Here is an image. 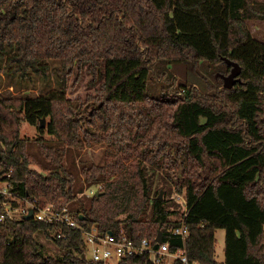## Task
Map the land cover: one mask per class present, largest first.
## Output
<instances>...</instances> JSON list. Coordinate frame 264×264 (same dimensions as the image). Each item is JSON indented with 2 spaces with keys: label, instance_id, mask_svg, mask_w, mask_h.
I'll list each match as a JSON object with an SVG mask.
<instances>
[{
  "label": "trees",
  "instance_id": "16d2710c",
  "mask_svg": "<svg viewBox=\"0 0 264 264\" xmlns=\"http://www.w3.org/2000/svg\"><path fill=\"white\" fill-rule=\"evenodd\" d=\"M251 20L264 21V0H0L7 70L45 78L48 61H57L60 82L36 96L0 94V175L9 174L15 196L67 206L80 227L9 218L3 202H17L0 194V264H96L82 236L92 227L135 240L160 229L165 239L182 206L160 197L157 171L167 191L186 199L190 261L264 264V41L251 34ZM223 57L241 69L231 88L216 84L231 68ZM74 68L98 82L94 93L66 97ZM22 122L51 139L20 137ZM96 143L103 162L76 161ZM95 184L99 191L77 197ZM217 229L225 231L223 261ZM37 232L61 254L46 255ZM120 264L153 263L142 254Z\"/></svg>",
  "mask_w": 264,
  "mask_h": 264
},
{
  "label": "built area",
  "instance_id": "2783aa9c",
  "mask_svg": "<svg viewBox=\"0 0 264 264\" xmlns=\"http://www.w3.org/2000/svg\"><path fill=\"white\" fill-rule=\"evenodd\" d=\"M8 175V173L0 175V194L7 196L10 200H16L17 203L14 206L9 201L3 202L5 216L12 219L23 218L32 210V219L58 226L80 228L75 215L68 210L67 206L56 207L51 201L29 200L15 196L9 190L8 182L5 179ZM172 197L181 203L182 213L179 224L168 229L165 239L162 235L161 242L156 241V235L153 238L142 237L135 240L124 231L102 232L96 227H92L82 230L85 256L89 254L91 261L96 264H120L127 256L142 254H146L148 260L153 264H200L189 260L185 246L186 238L189 235V229L185 222L188 213L186 199L183 194L177 192H173ZM60 236L64 235L60 229H57V237ZM174 240L180 241V244L173 247L172 241Z\"/></svg>",
  "mask_w": 264,
  "mask_h": 264
},
{
  "label": "rangeland",
  "instance_id": "374dc122",
  "mask_svg": "<svg viewBox=\"0 0 264 264\" xmlns=\"http://www.w3.org/2000/svg\"><path fill=\"white\" fill-rule=\"evenodd\" d=\"M250 30L252 32V35L256 37L259 40L264 41V22H256L252 21L249 24ZM49 69L48 74L44 78L40 74L33 73L30 71L29 75L25 78L18 77L17 74H14L7 70V67L5 65V60H0V94H2L5 97H26V96H36L40 94H45L53 89H57L60 87V82L58 80V69H59V63L57 61H48ZM174 74L176 76L177 81H183L184 80V71L183 67H176L174 68ZM228 74V73H227ZM189 81H197V84L200 87H204L205 84L203 83L204 79L201 78H195L194 76L188 75ZM97 83L94 85L91 83V75L87 72L85 68H82L81 70H78L77 68H74L72 73L67 75L66 78V97L70 99H77V98H83L87 94H92L95 92V88L97 87ZM216 84H219L223 86V80L216 81ZM157 86V89H155L154 93H157L159 91V84H155ZM154 85H149V93H153L152 88ZM48 122V118H45V125ZM45 128V127H44ZM19 135L22 138L29 139V140H35L42 137L44 139H51V136L48 133L41 134L38 130L37 125H31L27 122H22L19 130ZM12 148V146H10ZM33 150H36L37 143H34L32 146ZM104 146L101 144H93L89 147H85L80 154L73 156L76 158V161L80 159V157L87 158L89 160H92L97 163L103 162L104 159ZM32 167L37 168L36 165H32ZM154 182L156 184V187H162V195L164 197L168 198V195H170V198L172 197V192L167 191L166 185L163 182V175L160 171H157L154 175ZM154 184V186H155ZM101 189V184H95L90 187H85L82 192H80L77 197L78 198H85L86 196H90L94 194L95 192L99 191ZM169 192V193H168ZM169 205L175 208L174 203H170ZM224 235L225 231L224 229H217L215 232V238H216V244H215V254L218 261L224 260ZM36 240L43 244L44 246V252L46 255L56 257L59 256L61 251L59 250V247H57L52 240H49L45 238L41 232H37L35 235Z\"/></svg>",
  "mask_w": 264,
  "mask_h": 264
},
{
  "label": "water",
  "instance_id": "95a60500",
  "mask_svg": "<svg viewBox=\"0 0 264 264\" xmlns=\"http://www.w3.org/2000/svg\"><path fill=\"white\" fill-rule=\"evenodd\" d=\"M223 60L226 62V64L230 65L231 68L228 72V74H222L220 73L219 76L222 78L223 80V87L224 88H231L235 83L240 82L241 79L238 76L240 73V66L237 62L230 60L229 58L223 57ZM45 118L42 117L40 120V127L44 128L45 127ZM160 197H161V192H160ZM33 217V212L32 210L29 211L28 214H26L25 216H23L24 219H32ZM162 240V233L161 230L159 229L157 234H156V241L157 242H161ZM86 260L87 261H91V256L88 254L86 256Z\"/></svg>",
  "mask_w": 264,
  "mask_h": 264
},
{
  "label": "crops",
  "instance_id": "0c3cea01",
  "mask_svg": "<svg viewBox=\"0 0 264 264\" xmlns=\"http://www.w3.org/2000/svg\"><path fill=\"white\" fill-rule=\"evenodd\" d=\"M252 21H256V22H257V21H258V22H264V21H260V20H251V21H248V22H247L248 27H249L250 22H252ZM249 29H250V27H249ZM250 32H251V30H250ZM251 34H252V32H251Z\"/></svg>",
  "mask_w": 264,
  "mask_h": 264
}]
</instances>
